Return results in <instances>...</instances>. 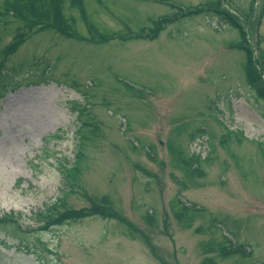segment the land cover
I'll return each instance as SVG.
<instances>
[{
    "label": "rangeland",
    "instance_id": "rangeland-1",
    "mask_svg": "<svg viewBox=\"0 0 264 264\" xmlns=\"http://www.w3.org/2000/svg\"><path fill=\"white\" fill-rule=\"evenodd\" d=\"M15 1L0 0V215L32 229L63 198L109 214L20 246L0 228V264H264V99L246 71L253 35L264 64V0H63L47 27ZM79 152L71 189L61 163Z\"/></svg>",
    "mask_w": 264,
    "mask_h": 264
},
{
    "label": "trees",
    "instance_id": "trees-1",
    "mask_svg": "<svg viewBox=\"0 0 264 264\" xmlns=\"http://www.w3.org/2000/svg\"><path fill=\"white\" fill-rule=\"evenodd\" d=\"M74 2H78L82 5V0H75ZM213 3L216 4V8L218 9L220 1L216 0V2ZM210 4L211 2H209L208 5ZM204 6L205 5L200 7H194L189 10L187 9L186 11L179 9L178 12H174L173 15L175 16L173 17H169V15H166L160 18L159 20H154V25L152 26V32L154 31L153 36H157L159 32H161L165 28L166 24H169L179 19L180 17H186L191 14L205 10L206 8ZM9 8L16 10L17 15L21 16L24 20H26L28 24H36L40 27L52 26L54 25L53 22H60L62 16L64 15L63 0H16L14 3L9 4ZM208 8H212V6L210 5L208 6ZM22 41L23 34H20L18 38L15 37L14 41L9 44L3 51V61L8 59L13 53L16 52ZM245 43L247 44V38L245 40ZM247 53L248 63L246 64V71L248 82L257 91L258 95L264 99V79L262 77V73L255 65L253 53L251 51H248ZM1 62L0 64L3 65V63ZM1 68L2 67L0 66V73ZM83 138L86 137L84 136ZM82 156L83 153L79 152L78 160L76 162H70L67 160V162L61 163L60 172L62 175V179H64L65 182L70 185L71 189H74L79 185V160L82 158ZM64 206L65 199L63 198L60 201H56L48 205L44 210H41L39 213H37L38 219H40L41 223L32 229H27L23 227V224L14 215H0V228L3 232H5L6 235H12L13 237H15L17 239L16 245L20 246V244H23L22 236L25 233L49 231L54 227V225L63 224L71 220H80L93 214H101L103 216L109 214L108 211H106L102 207L97 206L83 207L80 209H64ZM60 207H62L63 209H60ZM25 246L28 248V250L30 249L29 245Z\"/></svg>",
    "mask_w": 264,
    "mask_h": 264
}]
</instances>
